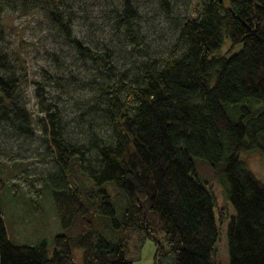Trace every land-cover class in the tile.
I'll return each mask as SVG.
<instances>
[{
    "label": "trees",
    "instance_id": "16d2710c",
    "mask_svg": "<svg viewBox=\"0 0 264 264\" xmlns=\"http://www.w3.org/2000/svg\"><path fill=\"white\" fill-rule=\"evenodd\" d=\"M13 1L0 3V12ZM58 1L44 0L48 18L81 56L98 68L107 64L108 79L83 81L96 91L84 108L112 135H99L91 118L86 139L66 135L38 79L34 93L43 114L33 116L20 94L26 72L0 47V123L26 136L34 134V120L40 124L51 160L43 176L66 229L54 234L51 250L45 238L13 242L0 205V264H75L73 247L83 264H132L147 236L155 244L152 264H264V180L240 155L264 153V0H195L182 16L171 12L170 0H157L174 20V39L165 54L137 60L129 80L108 52L96 53L73 33ZM135 1L116 7L125 33L141 15ZM4 34L0 21V43ZM224 39L234 46L229 52H219ZM194 156L213 166L223 161L233 213L216 207ZM3 166L0 159V187ZM223 218L226 263L215 247Z\"/></svg>",
    "mask_w": 264,
    "mask_h": 264
},
{
    "label": "rangeland",
    "instance_id": "374dc122",
    "mask_svg": "<svg viewBox=\"0 0 264 264\" xmlns=\"http://www.w3.org/2000/svg\"><path fill=\"white\" fill-rule=\"evenodd\" d=\"M2 2L7 7L12 3L0 0ZM135 2L141 15L137 27L128 28L125 33L123 25L118 24L116 14L120 0L58 1L59 7L72 17L73 33L96 53L108 52L106 59L114 64L116 72L124 73L125 80L138 72L139 68L134 64L137 60L165 54L175 34L174 20L165 14L157 0ZM170 3L171 12L182 16L192 10L195 0H170ZM46 4L44 0H29L27 4L14 0L12 7L0 12V21L5 27L0 47L10 53L15 67H20L27 75L20 91L25 106L33 116L43 114L34 93L33 79H38L44 86L47 100L57 106L66 135L77 140L86 139L88 120L91 118L94 119L93 129L109 139L112 135L109 124L85 111V105L96 91L83 82L87 79H108L105 75L107 64L98 68L91 57L81 56L48 18ZM133 33L137 36L131 39L129 36ZM233 48L229 40L224 39L219 52H229ZM111 79L115 76L111 75ZM230 113L237 115L233 110ZM32 125L34 134L26 136L17 133L6 122L0 123V159L4 164L0 205L7 234L13 242L34 243L45 238L51 250L54 234L66 232V229L59 221L43 176L44 171L51 169L43 131L36 120ZM240 155L255 175L264 180V153L249 149L241 150ZM222 162L213 166L204 158L194 156L197 177L206 180L215 193L216 207L222 206L231 214L234 208L227 196ZM227 220H219L220 233L215 241L216 258L225 263L228 261ZM154 248V240L147 236L132 264H152ZM72 252L75 264H83L81 249L73 247Z\"/></svg>",
    "mask_w": 264,
    "mask_h": 264
}]
</instances>
